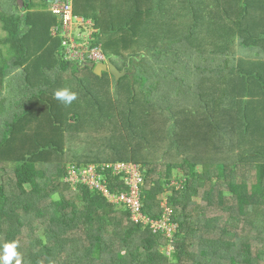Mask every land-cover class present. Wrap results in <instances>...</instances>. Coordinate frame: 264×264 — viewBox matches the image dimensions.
Here are the masks:
<instances>
[{
	"label": "trees",
	"instance_id": "obj_1",
	"mask_svg": "<svg viewBox=\"0 0 264 264\" xmlns=\"http://www.w3.org/2000/svg\"><path fill=\"white\" fill-rule=\"evenodd\" d=\"M33 4L0 2V253L16 241L21 264H264V0H75L119 80L66 60L60 17ZM119 163L139 166L158 229L85 180L94 168L129 192Z\"/></svg>",
	"mask_w": 264,
	"mask_h": 264
},
{
	"label": "built area",
	"instance_id": "obj_2",
	"mask_svg": "<svg viewBox=\"0 0 264 264\" xmlns=\"http://www.w3.org/2000/svg\"><path fill=\"white\" fill-rule=\"evenodd\" d=\"M50 8L55 15L60 17V23L54 26L53 34L62 38L63 55L66 60L77 64L95 65L100 62L111 61L109 54L105 51L103 43L97 41L98 39L95 33L99 32V30L92 31L87 37H82L81 33L76 32L74 27L75 22H84L86 19L75 13L74 0H53ZM127 165L133 164L119 163L109 165V167L113 168L114 172L117 174L121 173L127 175L125 178L130 186V193L122 194L120 196L111 193L103 183L96 180L97 174H95L94 168H92L93 174L90 171L84 173L85 180L89 182L92 187H97L103 190L104 194L110 192L105 195L110 198L112 202L128 204L132 209L136 221L145 220L146 223H149L151 219L143 214L144 205L141 195V185L144 183V177L141 173L142 176H139V178L135 180V184L133 183L131 185L129 180L131 173L126 169ZM89 172L91 174H89ZM77 179L78 174L73 172L71 180L76 182ZM159 225L160 224L155 226L157 227L156 229H158Z\"/></svg>",
	"mask_w": 264,
	"mask_h": 264
},
{
	"label": "rangeland",
	"instance_id": "obj_3",
	"mask_svg": "<svg viewBox=\"0 0 264 264\" xmlns=\"http://www.w3.org/2000/svg\"><path fill=\"white\" fill-rule=\"evenodd\" d=\"M1 1H2V0H0V2H1ZM4 1H8V0H4ZM33 3H34V4H33L34 7L36 6V9H37V10H40V11L44 12V13L46 14L45 16L48 17L49 19H51V23H49V24L52 25V20H53L54 17H56V16H55L54 13L51 11V8H50V4H49V2H48L47 0H33ZM74 3H75V0H74ZM188 14H189V13H188ZM190 18H191V15L189 14V15L186 17V19L189 21ZM74 27H75L76 32L82 34V37H83V36H84V37H87V36L90 35V33H91L92 31H98V30H99V28L96 26V21H95V20H92V19H86L84 22L76 21ZM146 54L148 55V52H144V53H143V55H146ZM114 59H115V60H118L116 57H114ZM138 60H140V58H139ZM153 62H154L153 59H148V60H147V63H148L149 66L152 65ZM82 65H83V64H82ZM137 66H138L137 69H138V74H139V70L141 69L142 65H141V63H140V64L138 63ZM140 66H141V67H140ZM166 68H167V67H165V71H166ZM134 73H135V71H134ZM84 74H85L86 76H88V78H89V76L91 77V71H90V70H89V71H85ZM106 77H108V80L111 81L112 84H114V83H113V77H112V75L108 74ZM136 80H137V77H136ZM137 81H138V80H137ZM84 111H85L86 114H88V112H87V108H85ZM214 149H215V148H214ZM214 149H213V150H214ZM213 150H212V154L215 153V151H213ZM195 155H196V154H195ZM142 156H143L142 153L136 154V158H137V159H141ZM126 169L131 173V177H129V180H130V184H131V185H132L133 183L135 184V180H136L137 178H139V176H142V175H143V173L139 170V167H138V166L127 165ZM124 170H125V169H124ZM90 172H92V174H93V169L90 170ZM90 172H89V174H91ZM141 173H142V175H141ZM177 175H178V173L175 172V176H174V177L176 178ZM90 176H91V175H90ZM92 179H93V177H92ZM70 180H71V179H70ZM71 181H72V180H71ZM174 182H175V186H177V187L180 186V184H178V181H177V180H175ZM174 182H173V183H174ZM127 183H128V182H127ZM108 193H110V192H107V193H105V194H108ZM168 194H170V192H168L167 194H165L163 197H162V196L160 197V200H164V206H166V204H167L165 198L167 197ZM122 208H124V207H122ZM119 209H121V207H119ZM124 209H125V208H124ZM144 222H146V221L144 220ZM157 225H158V224L155 223V226H157ZM171 229L173 230L174 227H171L170 230H171ZM168 236L171 237L172 235L169 234ZM161 250H162L163 253H165L166 255L169 256V255H170L171 253H173V251L175 250V246H174V245H169V246H166V247H162Z\"/></svg>",
	"mask_w": 264,
	"mask_h": 264
},
{
	"label": "clouds",
	"instance_id": "obj_4",
	"mask_svg": "<svg viewBox=\"0 0 264 264\" xmlns=\"http://www.w3.org/2000/svg\"><path fill=\"white\" fill-rule=\"evenodd\" d=\"M51 2L52 1H50V3ZM50 7H51V5H50ZM55 98L59 101H62L63 103H65L67 105V104H71L72 101L77 98V95L75 92H72L67 88H64V89L57 90L55 92ZM123 180L125 181L126 185H128L125 176H123ZM126 193H130V191L129 192L125 191V192H122L120 194H118V193H113V194H117L120 196V195L126 194ZM141 195H142V200H143L142 186H141ZM112 203L115 204L116 206H119V207H125L124 203H115V202H112ZM149 223L154 224V227H155V222L153 220H151ZM17 248H18V242H16V241H12V242H8V243L3 244L2 253H0V264H13V261H15V264H21V256H20V253L17 251Z\"/></svg>",
	"mask_w": 264,
	"mask_h": 264
},
{
	"label": "water",
	"instance_id": "obj_5",
	"mask_svg": "<svg viewBox=\"0 0 264 264\" xmlns=\"http://www.w3.org/2000/svg\"><path fill=\"white\" fill-rule=\"evenodd\" d=\"M53 1V0H50ZM95 72L98 76H103L104 73H111L116 77V79H121L123 76L127 75V71H121L113 61L100 62L95 65Z\"/></svg>",
	"mask_w": 264,
	"mask_h": 264
}]
</instances>
